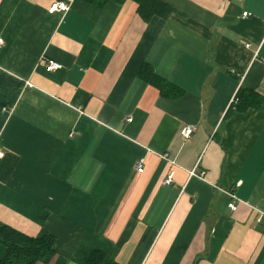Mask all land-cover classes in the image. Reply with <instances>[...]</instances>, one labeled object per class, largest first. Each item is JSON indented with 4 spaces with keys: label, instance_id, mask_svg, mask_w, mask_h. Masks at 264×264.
I'll return each mask as SVG.
<instances>
[{
    "label": "crops",
    "instance_id": "obj_1",
    "mask_svg": "<svg viewBox=\"0 0 264 264\" xmlns=\"http://www.w3.org/2000/svg\"><path fill=\"white\" fill-rule=\"evenodd\" d=\"M55 1L0 0V227L54 236L35 264H264V107L225 117L239 89L264 98V0H157L147 18Z\"/></svg>",
    "mask_w": 264,
    "mask_h": 264
},
{
    "label": "trees",
    "instance_id": "obj_2",
    "mask_svg": "<svg viewBox=\"0 0 264 264\" xmlns=\"http://www.w3.org/2000/svg\"><path fill=\"white\" fill-rule=\"evenodd\" d=\"M86 1L98 7H103L109 0ZM135 2L138 4V11L145 18L165 8V6L157 0H135ZM138 75L141 79L158 87L163 93L164 90L170 86L169 82L156 75L153 68L146 63L141 65ZM233 104H235V107H233ZM233 104L228 108L225 117H229L235 111L242 110L247 106L264 107V98L253 91L239 89ZM0 242L6 247L5 254L1 258L0 264H35L38 261L47 262L54 254L55 238L50 234L29 237L6 226H1ZM86 264L116 263L113 262L108 255L101 251L94 250L89 255Z\"/></svg>",
    "mask_w": 264,
    "mask_h": 264
},
{
    "label": "built area",
    "instance_id": "obj_3",
    "mask_svg": "<svg viewBox=\"0 0 264 264\" xmlns=\"http://www.w3.org/2000/svg\"><path fill=\"white\" fill-rule=\"evenodd\" d=\"M68 8H69V6H68V4L65 1H63V0H57V1L53 2L49 6V8L47 9V11L49 13H51V14L52 13H55V12L64 13ZM246 15H248L247 12H243L242 13V16H246ZM3 43H4L3 38L0 37V46H2ZM263 63H264V60H263ZM60 67H61V65L58 62L54 61V60H48L46 62V64H45V70L46 71H52V70H55V69L60 68ZM232 101H235V97L233 98ZM128 120H130V118H128ZM193 130H194V128L191 125H188L187 127H185L183 129V132H182L183 137L184 138H189L191 136ZM0 156H2V151L1 150H0ZM143 161H144L143 158H139L138 161L136 162L135 169H136L137 172H142L143 171ZM190 173L193 174L192 171ZM171 181H172V173H170L165 178L164 184H167L168 185V184L171 183ZM231 196H232L233 200L228 203V207L231 210H235L236 209V204L234 202L235 196H234L233 193H231Z\"/></svg>",
    "mask_w": 264,
    "mask_h": 264
}]
</instances>
